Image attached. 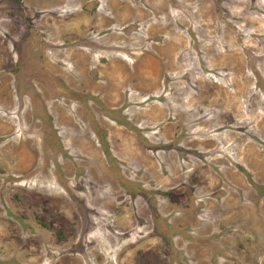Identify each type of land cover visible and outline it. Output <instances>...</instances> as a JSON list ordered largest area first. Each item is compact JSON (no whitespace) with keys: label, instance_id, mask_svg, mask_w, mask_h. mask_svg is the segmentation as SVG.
Returning a JSON list of instances; mask_svg holds the SVG:
<instances>
[{"label":"rangeland","instance_id":"obj_1","mask_svg":"<svg viewBox=\"0 0 264 264\" xmlns=\"http://www.w3.org/2000/svg\"><path fill=\"white\" fill-rule=\"evenodd\" d=\"M0 264H264V0H0Z\"/></svg>","mask_w":264,"mask_h":264}]
</instances>
